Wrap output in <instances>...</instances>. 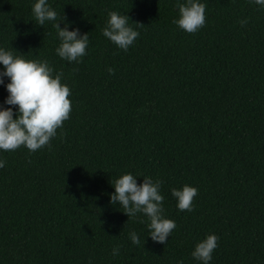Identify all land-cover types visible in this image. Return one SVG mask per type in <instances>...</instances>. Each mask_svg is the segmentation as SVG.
I'll list each match as a JSON object with an SVG mask.
<instances>
[{"label":"trees","instance_id":"1","mask_svg":"<svg viewBox=\"0 0 264 264\" xmlns=\"http://www.w3.org/2000/svg\"><path fill=\"white\" fill-rule=\"evenodd\" d=\"M36 2L0 0V48L62 72L71 112L50 146L0 149V264H202L209 234V264H264V6L199 0L205 25L189 34L173 23L186 0H47L58 19L42 27ZM109 11L139 32L127 51L102 34ZM55 23L88 33L79 63L56 54ZM129 173L162 181L166 244L110 203ZM184 185L198 189L191 212L172 196Z\"/></svg>","mask_w":264,"mask_h":264},{"label":"clouds","instance_id":"2","mask_svg":"<svg viewBox=\"0 0 264 264\" xmlns=\"http://www.w3.org/2000/svg\"><path fill=\"white\" fill-rule=\"evenodd\" d=\"M257 5L264 6V0H254ZM179 17L173 23L189 34L197 32L205 25L206 5L199 0H186L178 4ZM32 12L39 26L46 21H56L57 12L47 3V0H37ZM109 19L102 30V34L113 42L118 48L127 51L138 38L139 32L129 26L130 17L121 15L116 11L108 12ZM66 20V17H63ZM138 26H145L133 22ZM247 23L240 21L241 26ZM60 44L56 54L63 60L80 62L86 55L89 37L88 33L81 34L79 29L68 30L60 23H55ZM0 84L4 77L10 82L6 85L9 93L4 101L10 107L0 108V149L14 151L24 146L29 151H36L50 146V141L57 134V129L63 127L64 121L70 118L71 102L70 88L61 83L63 73L53 76V68L46 60H26L23 55H14L13 51L0 48ZM114 74V69H108ZM11 106H18L16 111ZM15 117V118H14ZM0 161V168L4 167ZM162 181H153L151 177H144L138 184L137 177L132 174H123L113 182L115 191L110 195L112 205L119 204L123 213L135 217L138 213L144 214L148 221L149 236L154 242L166 244L171 232L176 228L175 221L164 216V197L160 193ZM172 196L177 200L180 211H193V200L198 195V189L184 185L182 189L173 188ZM133 244L139 245L140 239L133 231L129 234ZM218 236L209 234L198 242L192 252V257L209 264L212 253L218 247ZM119 254V248L113 249V255ZM183 264V261H178Z\"/></svg>","mask_w":264,"mask_h":264}]
</instances>
